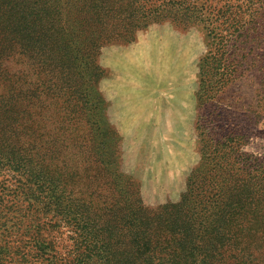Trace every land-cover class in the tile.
I'll return each mask as SVG.
<instances>
[{"label":"rangeland","instance_id":"1","mask_svg":"<svg viewBox=\"0 0 264 264\" xmlns=\"http://www.w3.org/2000/svg\"><path fill=\"white\" fill-rule=\"evenodd\" d=\"M90 1L98 5L101 0ZM116 1L122 12L125 11L123 18L129 17L133 25L116 32L117 29L111 27L116 26L113 24L115 14L104 2L101 9L110 20L105 31H96L100 44H89L88 48L85 41L84 58L81 55L79 58L75 49L70 48L75 61L70 66L69 63L64 65L58 83L55 78L51 80L48 60L40 72L22 56L13 55L3 62L10 81L16 84L19 76L20 86L24 84L27 88L25 91H33L38 86L40 100L29 107L33 136L40 135L43 145L38 153L43 154L46 165L54 164L55 167L49 165V171L52 175L55 171L59 182L69 174L80 178L75 188L68 186L73 198L80 201L85 191L105 198L113 190L120 194L138 192L149 209L177 202L186 190L187 178L199 162L208 155L209 158L217 155L218 148L211 140L221 141L223 135L231 136L234 142L235 136H241L238 149L264 159V15L258 32H252L251 45L243 51L231 49L234 55L231 63L235 68L230 65L227 76L219 82L221 77L215 66L201 67L206 56L217 52L216 43H212L202 26L169 23L163 16H151L141 23L138 7L133 5L135 0H130L128 8L124 7V0ZM217 1L208 0V4ZM39 2L49 10L56 8L63 20L72 24L65 28L75 41L87 40L81 29L83 22H73L76 10L81 12L79 17L82 18L87 8L70 10L67 0ZM235 10L232 5V11ZM87 12L101 14L100 10ZM219 57L217 53L216 58ZM68 66L79 74L78 78L70 74ZM182 75L190 76L192 91L189 142L187 130H120L114 106L104 93L106 83L107 90L112 81L116 90L122 84L121 91L125 94L149 90L159 95L170 91L172 82ZM200 75L205 79L201 86ZM224 82H228L226 89H223ZM57 85L63 89L62 94L52 96ZM70 95L73 97L69 98ZM34 122L39 123L40 130L32 127ZM227 122L228 131L233 129L232 134L227 132ZM182 141L184 145L189 143L190 154L183 158L184 172L180 178V164L170 159L177 154ZM187 162L190 163L188 169ZM14 169L0 160V199H3L2 203L0 200V234L3 240L8 233L14 234L8 238L10 248L3 249L0 235V258L6 259L0 264H25L22 255L28 256L31 264H76L72 249L79 239L78 226L73 222L70 226L66 214L50 221L52 215L44 218L36 206L27 210L28 202L23 196L18 200L13 198L12 176H21ZM19 233L22 235H17ZM34 240H44L51 251L39 254Z\"/></svg>","mask_w":264,"mask_h":264},{"label":"trees","instance_id":"2","mask_svg":"<svg viewBox=\"0 0 264 264\" xmlns=\"http://www.w3.org/2000/svg\"><path fill=\"white\" fill-rule=\"evenodd\" d=\"M67 1L70 10L87 8L82 18L76 10L73 21L83 22L81 29L87 40L75 41L65 28L72 24L68 25L56 8L49 10L39 0H0V160L21 174L12 176L13 198L18 200L23 196L28 202L27 210L36 206L44 218L52 215L50 221L66 214L70 226L72 222L78 226L80 241L74 242L72 249L76 264H264V159L238 149V138L242 139L239 135L235 136V142L226 135L221 141L211 140L218 148L217 155L212 158L208 155L199 162L177 202L154 209L147 208L138 192L133 191L120 194L112 190L105 198L85 191L84 198L76 201L68 186L75 188L80 178L69 174L61 183L55 171L53 175L49 171V165L54 164L48 163L47 170L43 154L38 153L43 147L41 136H33L29 118L32 116L29 107L40 100L38 86L25 91L27 88L24 84L20 86L19 76L16 84L10 81L3 62L13 55L22 56L40 72L48 60L51 80L55 78L58 83L64 65L70 66L75 61L70 48L75 49L79 58H84L85 41L88 48L89 44H100L96 31H105L110 20L101 9L104 2L115 14L116 26L111 27L116 32L133 25L129 17L123 18L125 11L122 12L116 0H101L98 5L90 0ZM129 5L130 0H124V7ZM133 5L138 7L141 23L151 16H163L169 23L202 26L212 43H216L217 52L206 56L201 67L215 66L221 77L219 82L227 76L230 65L233 66L231 49L243 51L251 45L252 32H258L264 15L263 0L234 3L218 0L213 5L208 0H135ZM91 9L100 10L101 14L88 13ZM69 71L78 78L77 72ZM203 79L200 75V86ZM227 83H223V89ZM62 90L57 85L52 96H59ZM228 122L227 132L232 134ZM32 127L40 130L39 123L34 122ZM0 200L2 203L3 199ZM0 235L2 249L10 248L8 238L14 234L8 233L6 240ZM34 242L39 254L51 251L44 240ZM22 259L25 264H31L28 256L22 255ZM5 261L0 258L1 263Z\"/></svg>","mask_w":264,"mask_h":264},{"label":"crops","instance_id":"3","mask_svg":"<svg viewBox=\"0 0 264 264\" xmlns=\"http://www.w3.org/2000/svg\"><path fill=\"white\" fill-rule=\"evenodd\" d=\"M107 82V81H106ZM170 91L160 92L159 95L153 91L145 90L138 92H122V84L116 90L112 81L107 83L104 93L106 98L114 106L118 127L126 130H162V131H188L187 140L190 141V123L192 111V91L190 76L182 75L178 81L172 82ZM125 94V95H124ZM179 147L176 155L170 161L178 162V174L182 178L184 172L183 158L189 156V143ZM173 152V154H174ZM182 158V160H181ZM189 158V157H188ZM183 165L181 166V164ZM187 162V169L190 166ZM186 169V170H187ZM177 170V168H176Z\"/></svg>","mask_w":264,"mask_h":264}]
</instances>
